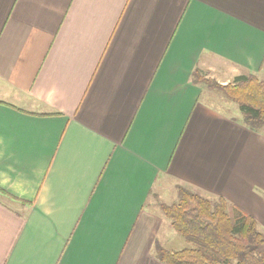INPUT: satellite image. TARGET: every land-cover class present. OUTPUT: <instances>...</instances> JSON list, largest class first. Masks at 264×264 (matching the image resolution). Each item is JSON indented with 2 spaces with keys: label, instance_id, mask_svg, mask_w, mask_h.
<instances>
[{
  "label": "crops",
  "instance_id": "1",
  "mask_svg": "<svg viewBox=\"0 0 264 264\" xmlns=\"http://www.w3.org/2000/svg\"><path fill=\"white\" fill-rule=\"evenodd\" d=\"M249 74L264 0H0V264H164L180 187L264 234V135L198 80Z\"/></svg>",
  "mask_w": 264,
  "mask_h": 264
},
{
  "label": "trees",
  "instance_id": "2",
  "mask_svg": "<svg viewBox=\"0 0 264 264\" xmlns=\"http://www.w3.org/2000/svg\"><path fill=\"white\" fill-rule=\"evenodd\" d=\"M213 86L238 107L246 128L264 135V81L249 74ZM161 211L187 244L176 251L156 244L154 251L162 263L264 264V234L252 218L224 200H210L180 187L176 203L161 206Z\"/></svg>",
  "mask_w": 264,
  "mask_h": 264
},
{
  "label": "rangeland",
  "instance_id": "3",
  "mask_svg": "<svg viewBox=\"0 0 264 264\" xmlns=\"http://www.w3.org/2000/svg\"><path fill=\"white\" fill-rule=\"evenodd\" d=\"M200 81H201L203 88H205L207 90H211L213 92L216 91L215 89H213V87H214L213 81H211L209 79H205L203 77L200 79ZM203 99H204V96H203ZM162 201H164V200H162ZM176 201L174 203H176ZM172 204H169V205H172ZM163 205H166V204L162 203L161 200L155 199V206L160 207L159 210L161 209V206H163ZM171 234L172 235L169 237L168 243L167 242L164 243V239L166 238V235H167V232L164 231L163 232L164 237H162V239H160V242H156V244H158L159 246H161L162 248H164L166 250H172V249L179 250V249H182V248L187 246V244L185 243L183 238L178 236L175 232L174 233L172 232Z\"/></svg>",
  "mask_w": 264,
  "mask_h": 264
}]
</instances>
